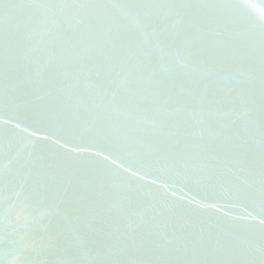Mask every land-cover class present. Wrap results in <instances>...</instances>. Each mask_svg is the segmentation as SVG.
<instances>
[{"label":"water","instance_id":"obj_1","mask_svg":"<svg viewBox=\"0 0 264 264\" xmlns=\"http://www.w3.org/2000/svg\"><path fill=\"white\" fill-rule=\"evenodd\" d=\"M54 2L107 6L90 30L65 33L67 47L91 63L111 56L141 68L114 75L119 98L101 121L89 108L95 74L67 87L58 60L25 55L38 45L23 26H0V259L14 240L26 264H243L261 232L244 217L264 207V61L259 38L242 35L245 21L227 7L236 0ZM152 4L192 7L161 22ZM114 22L118 40L101 54L97 33ZM132 87L142 99L129 106ZM124 197L149 209L168 243L117 233Z\"/></svg>","mask_w":264,"mask_h":264},{"label":"snow or ice","instance_id":"obj_2","mask_svg":"<svg viewBox=\"0 0 264 264\" xmlns=\"http://www.w3.org/2000/svg\"><path fill=\"white\" fill-rule=\"evenodd\" d=\"M29 8L32 14L21 19L20 9ZM107 6L90 5V4H69L60 2H46L34 5H20L14 0H0V26H4L5 30L10 32L13 28L23 26L25 29V37L34 39L38 47H29L25 53L26 56L34 58L42 64L50 61H59L60 67L63 68V75L69 78L67 87L73 88L75 82L81 74H95L98 79V85L92 94L89 108L98 120H107L110 115V106L114 104L118 98L120 89L116 84L114 75H123L126 79H130L133 74L140 70L141 65L133 64L123 66L118 58L105 56L103 60L95 63L89 62L85 54L74 51L67 47L65 33L67 32H85L90 30L93 25L92 16L96 15L94 10H100ZM112 8L122 9L125 5L114 4ZM146 7L155 9L154 17L161 22L167 15L177 11L178 9H187L192 6L184 4H152ZM230 10L235 11L239 17L245 21V30L242 35L257 36L264 61V0H236L235 3L227 5ZM153 16L148 17L143 22V27H152L155 23ZM119 25L115 22L107 29L97 33L99 48L101 54L109 46H115L118 40ZM47 49V55H36L41 50ZM12 57H10L11 59ZM141 97L135 87L128 89V105H134L141 101ZM2 119V117H0ZM9 123V121H4ZM20 128V124L15 125ZM27 129H24L26 131ZM59 143V141H57ZM86 149L76 148L74 151L80 152ZM108 159V157H105ZM115 163V161H113ZM123 168V165H120ZM131 171V169H125ZM132 175H137L133 172ZM175 195V193H173ZM240 196L243 193H234ZM127 197L121 198L116 206L117 233L123 228L124 232L129 236L137 232L150 233L156 237L158 241L168 243L166 232L161 229L157 223H153V217L149 215V209H138L133 206ZM201 207H215V205H201ZM53 208L50 207L40 213V219L53 215ZM264 207L259 216L247 215L245 220H258L261 229L259 247L250 254V258L246 259L243 264H264ZM27 248L19 246L13 240L8 249V258L0 259V264H26ZM194 264V262H193Z\"/></svg>","mask_w":264,"mask_h":264}]
</instances>
